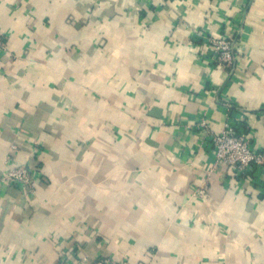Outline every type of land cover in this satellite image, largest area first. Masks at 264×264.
<instances>
[{
	"label": "crops",
	"instance_id": "0c3cea01",
	"mask_svg": "<svg viewBox=\"0 0 264 264\" xmlns=\"http://www.w3.org/2000/svg\"><path fill=\"white\" fill-rule=\"evenodd\" d=\"M0 33V178L12 145L42 172L0 182V264H264V170L210 173L206 144L221 102L264 109V0H0ZM247 129L264 150V113Z\"/></svg>",
	"mask_w": 264,
	"mask_h": 264
},
{
	"label": "built area",
	"instance_id": "2783aa9c",
	"mask_svg": "<svg viewBox=\"0 0 264 264\" xmlns=\"http://www.w3.org/2000/svg\"><path fill=\"white\" fill-rule=\"evenodd\" d=\"M204 45L208 48V61L214 67H220L232 74L235 72L236 49L234 36L213 37L209 33L202 34ZM6 37L0 33V54L6 50ZM204 58L202 59V61ZM224 108V124L218 134H214L207 129L205 119H201L196 127L207 129L206 144L213 150V166L208 171L214 172L220 165L228 168L229 178L241 182L247 180L253 183L256 178L255 171L264 170V150L254 148L249 137L248 119L254 113H264V109L250 110L238 107L233 101L221 102ZM18 151L16 145L9 148L8 154L4 159L7 166L0 182L3 185L12 186L22 191L24 194L32 195L34 193V184L39 178L31 163L12 166L15 163V155ZM256 182V181H255ZM204 185L198 188L197 196L205 198L207 188ZM87 258H79L76 261L61 259L58 264H85ZM89 264H117L115 261L99 257L89 260Z\"/></svg>",
	"mask_w": 264,
	"mask_h": 264
},
{
	"label": "trees",
	"instance_id": "16d2710c",
	"mask_svg": "<svg viewBox=\"0 0 264 264\" xmlns=\"http://www.w3.org/2000/svg\"><path fill=\"white\" fill-rule=\"evenodd\" d=\"M40 162H41V161L39 160L38 157L34 158L32 161L29 162V163H31L33 170H34L36 173L39 174V178H38V179L41 178V173H42V172H41ZM22 164H24V163H16V161H15V163H14L12 166L22 165ZM255 180H256V179H255ZM255 183H256V182L254 181L252 184L254 185Z\"/></svg>",
	"mask_w": 264,
	"mask_h": 264
}]
</instances>
